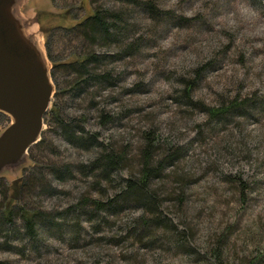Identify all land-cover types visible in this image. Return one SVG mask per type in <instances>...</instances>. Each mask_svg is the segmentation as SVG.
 Masks as SVG:
<instances>
[{
	"label": "clouds",
	"instance_id": "1",
	"mask_svg": "<svg viewBox=\"0 0 264 264\" xmlns=\"http://www.w3.org/2000/svg\"><path fill=\"white\" fill-rule=\"evenodd\" d=\"M41 7L0 264H264V0Z\"/></svg>",
	"mask_w": 264,
	"mask_h": 264
},
{
	"label": "water",
	"instance_id": "2",
	"mask_svg": "<svg viewBox=\"0 0 264 264\" xmlns=\"http://www.w3.org/2000/svg\"><path fill=\"white\" fill-rule=\"evenodd\" d=\"M26 1L0 0V112L10 119L0 132V167L15 162L22 154L42 110V65L24 33L34 39L47 58L46 44L41 25L29 23L37 21L39 14L27 17L21 10Z\"/></svg>",
	"mask_w": 264,
	"mask_h": 264
},
{
	"label": "rangeland",
	"instance_id": "3",
	"mask_svg": "<svg viewBox=\"0 0 264 264\" xmlns=\"http://www.w3.org/2000/svg\"><path fill=\"white\" fill-rule=\"evenodd\" d=\"M53 3V0H27L24 4V6L21 8L23 14H25L27 17H34L37 13L44 11L41 6L47 5ZM40 27V26H39ZM44 42H45V36H44ZM56 93V92H55ZM56 95V94H55ZM54 95V97H55ZM2 126H0V132L9 124L6 121H3Z\"/></svg>",
	"mask_w": 264,
	"mask_h": 264
},
{
	"label": "trees",
	"instance_id": "4",
	"mask_svg": "<svg viewBox=\"0 0 264 264\" xmlns=\"http://www.w3.org/2000/svg\"><path fill=\"white\" fill-rule=\"evenodd\" d=\"M41 13L42 12H39V17H40V15H41ZM42 27V26H41ZM44 36H45V44H46V42H47V36L45 35V33H44ZM56 94V93H55ZM3 121H6V122H10V119H9V117L8 116H6L5 114H3V113H1L0 112V126H2V125H4L3 124Z\"/></svg>",
	"mask_w": 264,
	"mask_h": 264
}]
</instances>
